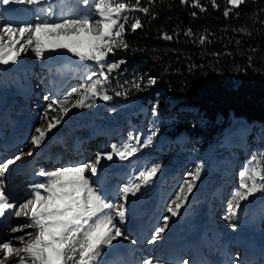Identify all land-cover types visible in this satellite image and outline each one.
I'll use <instances>...</instances> for the list:
<instances>
[{
	"label": "rangeland",
	"instance_id": "1",
	"mask_svg": "<svg viewBox=\"0 0 264 264\" xmlns=\"http://www.w3.org/2000/svg\"><path fill=\"white\" fill-rule=\"evenodd\" d=\"M49 2L52 1L50 0ZM116 2H121V1L113 0L114 4ZM66 3L73 6L75 8L73 11L78 14L68 15V17L65 16L64 18L66 17L77 18L84 15H89L93 19H100L99 15L94 9V0H89L88 3H84V0H66ZM20 4L22 5L24 4L23 11L21 12V15L19 17L20 22L15 23L14 26H21L27 24L34 25L35 23L41 22L43 20H47L50 23H58L61 20V19L59 21L50 20L49 17L46 18L45 15H43V18H41L37 10V5L34 6L23 2L10 3L8 5L0 4V17L8 18L7 13L11 10L13 11L16 10V8H18ZM23 12H24V16L22 15ZM128 12L129 11L124 12L119 17V21L121 23L125 16L127 17V19L133 21V23L136 21L131 14H128ZM50 14L51 13H49V15ZM36 16L39 17V20L37 19ZM115 30L118 29H114V31ZM0 36L3 37L2 41L0 42L4 43L5 46H7L9 39L7 34L0 33ZM71 36L74 37L73 41H69ZM71 36L66 37L61 35L59 37L61 38V40L67 41L69 45H72L73 47L76 48L84 46L86 40L88 41L87 43H89V50L91 49V46L94 43H96V41L92 38V36L84 31H81L79 35H71ZM56 37L57 36L55 35L46 36L44 35V33H41V40L46 49L43 57L37 56L36 53L32 50V48L28 47L25 44L24 47L26 50L20 53L15 63L13 64L11 62L8 64L0 63V97L2 93L9 92L11 96L15 95L16 97H18L17 99L19 100V103L17 102L16 104L10 106L9 108H7L6 106L5 110H7L6 112L7 118H4L6 114L0 105V117H1L0 130L2 128L9 127V125L11 124H16L22 116L25 117L31 116V118L33 119V125L31 126V129H32V135H34L35 128L37 127H42L45 129L47 128V119H51L52 115L56 116L57 119H61L62 122L60 123V125L51 129V131L48 132V134L46 135L44 141L39 145L42 151L40 152V155L37 157L39 158L38 165L41 171L45 173L54 172L61 168H75V167H83L85 165L97 164L96 157L98 155L100 157L106 156L105 154L111 151L112 145H117L118 147H122L124 144L132 143L134 146H138L139 150L133 156L127 158L128 160L127 166L129 167V170L133 172L135 178L138 175L139 171L144 170L146 168H150L151 165L153 164L160 165V169L151 179L152 184L144 185V187H149L150 189L149 197L148 199L145 200H150V197L154 196V191L158 190V187L154 190V186H156L158 179H163L166 181L167 178L172 173H174L175 174V176L173 177L174 179L166 181V184L164 185L165 188H163V191L161 193V198L158 204L159 208L156 211L154 217L157 220V227L153 229V231L149 235H147L146 238L141 239L139 237H134L133 235H128L129 233L125 229L126 226H124L126 225L127 219L129 218V216H126V213H125L124 221H119L117 218V226L120 228L124 236L127 237V239H124L123 237H118L117 240L114 241V242H119L120 244L119 247H121L125 243L128 244L130 250L133 251L132 257L139 264H143V262L147 260H152L153 264H157V261L159 262V264H185V260L179 258L177 260H174L173 262H166L164 260V255H163L164 250L162 249L163 243L166 240L165 231L161 234L160 239H154V236L156 230H158L161 227H164L163 217L165 215L169 217L168 226L165 228V230H169V227L172 224V221L176 215L172 216L170 213H168L166 211V205L169 204L171 199L174 198V193L178 191L179 187L183 184V182L185 180L192 179V175L196 172L197 169H199L200 175L196 179L195 185L191 193H188V198L189 196L192 199H194L195 197L194 200H196L200 204V208H198L199 213H201L203 208L205 207L204 200H208L207 198H209L211 200L210 208H209V210L210 209L211 210L209 213L215 218V220H217V222L220 224V226H222L224 230L234 231L235 229H238L240 231H245V232L252 230L253 232L258 234L259 233L264 234V215L255 218H248V217H244L243 219L238 218L240 209L244 207V205H246L245 202H242L241 208L236 211L235 215L229 218V212H230L229 201L231 200V194L234 192L235 188L241 182V177L239 173L250 167L254 159L259 160L260 154H264L262 152V148L264 149V141H262L261 145L260 142L259 144L258 142L252 144L250 143L252 141L249 136L250 134L254 133V138H258L260 140V138L264 137V128L257 126L256 128H254L253 124L247 121L244 117L231 116L228 123L224 125V129L222 133L217 137H212L211 139L208 140V142H206L203 138L201 140V138L198 137L199 132H202V129L205 127H208L210 125L213 126L214 122H209L207 121L206 118H202V117L198 118V113H195L193 116L194 123L191 124L192 126L191 136L193 137V141L191 142V144L187 147L173 143L169 144V140H166V136H168L172 130L173 132H176L175 131L176 128H173V125H175L176 121H178L179 119H185L186 115L183 114L182 112H176V111L174 112L173 109L171 110L167 109L166 104L170 100L167 98V94L166 92L164 93V91H161L160 94L157 96L158 103L150 108L144 107L141 101L136 97L116 99L114 98L115 96H113L116 92H113L112 96L109 95L111 97L110 100H103L100 97L92 98L90 96V98L85 101L86 104L91 105L90 107H83V108L73 107V105L76 104V101L81 98L79 93H73L68 103L64 105V107L70 109L67 115L59 114L58 106L53 105L54 109H57V111L52 112V115L45 118L44 112L48 108V105L52 103L54 100L62 99L65 95L71 92L73 88L81 89V92H83L85 85L90 84L92 81L96 79H103V77L99 75L101 69L98 63L93 61V63L91 64L92 67L91 69L93 71L92 81L87 82L85 81L86 80L85 78H76L73 79L72 81H69V83L64 87V89L62 88L61 90L58 91L53 90L51 85L47 81V76L45 74L46 73L45 66L48 64L49 60L52 59L50 53L48 52V48L52 47V45L55 44H61L59 43V41H57L59 39H56ZM115 38L116 37H114V39ZM23 43L24 42L21 41V44ZM15 47L19 49L20 44L15 45ZM58 49H63V48H58ZM85 51L86 50H84V52ZM120 62L121 61L118 60L115 53L112 52L108 53L107 57L103 61V63L105 64V69H104L105 72H107L108 64H116L117 67L111 71L112 72L111 74H115V72L120 73V71L118 70ZM26 83H31V86L28 88L26 86ZM23 86H25L24 89H22ZM26 88L30 89L28 96H25L27 91ZM106 89H108L107 82L106 84L103 85L101 89L98 90L106 91ZM96 109L98 110L101 109L100 110L101 113L97 118H100V120H103L101 117L105 118L104 123L105 122L107 123L106 124L108 126L107 130H110L111 128L114 127L111 124L114 121L113 117L119 118V120L117 121L126 122L125 130L122 133V135H120L117 138H113L111 140L112 143L109 148L103 147V143L106 142V139L103 140L102 138H100L101 136L105 137V134L101 132L99 133L93 132L94 134L93 133L92 134L94 137L88 141V145L85 144V151L86 152L88 151L90 153L92 152L94 155L90 160H88L84 164H81L80 161L78 162V160H80L81 157L80 152L79 154H76L77 156H80L77 157L76 162H75V155L74 158L73 156H68V155H73L72 137L76 133H80L79 134L80 136L91 135L90 130L84 131L83 129L84 126H88V124L95 125L94 121L96 120V117L95 118L92 117L94 116V111ZM129 109H132V112L130 116L127 117V112ZM78 111L79 112L82 111L81 113L84 115V118L82 121H79V125L75 127L71 122L74 121V117H76ZM163 113H165V115H163ZM58 130H60L63 133L64 142L59 145H54L53 141L56 139H53V134L54 132H58ZM149 136L152 137L151 144H148L146 147L142 146L143 141H145ZM232 139L235 142L241 144L246 143L247 144L245 147L246 150L244 149V147H241L240 144L235 148L230 147L228 143L231 142ZM246 141H248V143ZM65 144L68 145L67 148L65 147ZM33 148L35 147L32 146L30 141L29 143L26 144L24 143L23 146H21L19 149H16L15 151L12 150V152H9L6 155L0 157V165L3 166V163L8 160L7 158L10 157L11 154L12 155H15L17 153L24 154L25 152ZM60 149H62L64 151L63 153L65 154V157H62L61 163L55 165L54 168H52L49 165H46L45 163L48 161H43L42 158H45L46 155L53 154L54 152ZM248 149L249 150L251 149L250 153ZM44 150L47 151L44 153ZM113 156H117V155L113 154ZM50 157L51 156H49V158ZM222 157H224L227 161L230 160L231 163L233 164H231L230 162H223L221 164V170L219 171L210 170L209 168L211 162L214 161L217 163L219 159H221ZM104 161L105 160L103 159L100 162L104 163ZM261 166L264 167V161H261ZM167 168H170V172L163 176L162 172H164ZM174 170L176 172H173ZM1 172H3L4 173L3 176H5L6 172L4 167H2ZM68 175L78 176L79 174L75 172H66L62 174V176L60 177V182L69 181L66 180V177ZM84 175L88 177L90 181L93 182L94 187H97V184H95V182L92 179L93 175L91 174L90 167L84 173ZM3 176L0 178L3 180L4 183V181L6 180ZM125 176L124 174H122L123 181L122 180L120 181L121 192L123 187L128 186L127 181H124ZM170 178L172 179V176H170ZM154 179L157 180L154 181ZM24 181L26 180L20 179V182H24ZM44 181L45 180H42L36 183H40ZM220 181H221V185L219 186L221 187V189H219V187L217 188V186L215 187V184ZM135 182L139 183V181H135ZM247 182L251 184V180H248ZM141 187H143V184L140 185V189ZM25 188L26 187L19 189V191H17L18 193H16L20 197V199L18 200L20 204L25 203L27 200L33 199L32 194L24 195ZM60 191L61 193L65 191H71V185H67L64 188H61L59 186V182L57 183V185L54 187V193L57 194V198L54 200L55 204H58L60 200V197L58 195L60 194ZM121 192L118 193V195L115 196V198L109 199V201H113L114 203H117L118 208H123L124 210H126V207L131 206L132 200L136 194L133 196L131 193H129L128 200L125 203L124 200L122 199ZM145 195L146 194H144V196ZM200 195L202 196L201 198ZM143 197H141L140 199L143 200ZM106 199L107 198L105 197L104 200L107 201ZM37 208L42 210L44 206L38 205ZM29 214H31V212H29ZM180 221H182V218L180 219ZM22 222L23 224H26L28 226L30 220L29 218H25V217L19 218L13 216L9 220L7 219L6 221H1L0 222L1 238L6 241H9V240H14L16 237H19L21 232L20 233L13 232L11 231V229L19 228L18 226H20L19 224ZM232 223H236L237 226L235 228L231 227ZM35 235L32 238H34ZM149 246L150 247L155 246V248L154 247L148 248ZM216 246H218L217 248L219 251L212 250L213 258L207 260L206 263H199V264H240V262L236 258V255H233L229 259H224L222 257L221 249H219V247L221 248L220 239L217 241ZM109 247L105 248L102 251V255H101L102 262H104L103 260L105 258V255H107L106 253L108 252ZM157 248L161 250L160 253L157 252ZM146 249H148L147 253H145ZM120 261L121 262L118 263L117 261L114 260V262L117 263L114 262L112 263L113 264L126 263L123 259H121ZM69 264H73V262L70 261Z\"/></svg>",
	"mask_w": 264,
	"mask_h": 264
},
{
	"label": "snow or ice",
	"instance_id": "2",
	"mask_svg": "<svg viewBox=\"0 0 264 264\" xmlns=\"http://www.w3.org/2000/svg\"><path fill=\"white\" fill-rule=\"evenodd\" d=\"M27 3L30 5H40L45 0H0V4L8 5L10 3ZM89 0H84L88 3ZM215 4V0H212ZM228 2L236 7L244 2V0H228ZM139 4V0H135ZM94 9L99 15L100 19H93L89 15H84L77 18H64L58 23H50L47 20L41 22L21 26H14V22L7 17H0V33L7 34L8 44L0 42V63L8 64L15 63L18 56L22 51H25L24 45L31 47L37 56L43 57L45 54V46L41 40V33L46 36H71L79 35L81 31L87 32L96 41L91 46L90 51H79L76 47L69 44H55L54 48H64L71 52L74 56L79 57L81 60H91L98 63L101 71L99 73L103 79H96L90 84L84 86L83 92L81 89L73 88L71 92L65 95L60 100H54L48 105L44 112V117L47 118L52 115V112L57 111L53 105L58 106V113L67 115L70 111L69 108L64 107L68 103L73 93H79L81 98L76 101L73 107H90L85 101L90 98L100 97L103 100H110L111 97L106 91H101L104 84L109 79V73L117 67L116 64H108L107 72H105V64L103 61L108 53L113 51L114 47H127L122 39L118 42L114 37L119 38L125 31L124 23L119 21V17L130 8L126 3L116 2L113 0H94ZM49 13L52 8L47 9ZM140 11L147 13L148 8H140ZM228 12H225L227 15ZM39 20V17H37ZM127 20V17H124ZM135 30L140 27V21L137 19L132 25ZM114 29H118L115 30ZM244 30V29H241ZM169 38L170 37H166ZM3 37L0 36V41ZM21 41L24 43L21 44ZM203 43V40H201ZM20 44L17 49L15 45ZM95 75V74H94ZM91 80V77H89ZM154 83L155 81H150ZM47 99V97H46ZM62 122L52 115L51 119H47V128H35V134L31 136L30 143L33 147H38L45 139L48 132ZM154 134V133H153ZM152 137L149 136L143 141L142 146L151 144ZM139 143V142H137ZM139 150L138 146L132 143L124 144L122 147L117 145L111 146V151L106 153L108 160L113 159V154L119 156L121 160L133 156ZM33 153L29 151L28 156ZM23 155V154H21ZM21 159V156H16L15 160ZM101 157H96L99 163ZM261 161H264V154H260V159H254L252 165L246 170L239 173L241 182L231 194L229 201V218L236 214V211L241 208L242 202L249 201V198L254 193L264 192V167L261 166ZM13 159H8L3 163V167L7 170L8 166L13 164ZM91 168L93 176L97 173L96 164L85 165L83 167L75 168H61L54 172H40L41 176H45L44 182L34 183L30 185L31 194L33 199L27 200L25 203L20 204L18 207L15 203L10 202L15 198L10 192H6L5 186L0 181V219L9 216H25L29 217L30 223L28 227L36 229V235L32 238L31 233L26 235L29 237L25 241V236L15 238V241L20 243V247H15L13 240L8 242L0 241V250H3L5 256L15 254L18 258L17 264H103L101 255L102 251L113 246V242L118 237L127 239L117 226V218L119 221L125 220V210L117 208L113 210L109 204L104 200L101 191L93 186L84 173ZM160 169L159 164H153L150 168L139 171L135 181L129 183L128 186L123 187L121 196L124 202L128 200L129 193L133 196L140 190V185H148L151 183L152 177ZM66 172L78 173L76 179L60 182V177ZM4 175L0 172V177ZM199 169L192 175L191 180H185L179 187L178 191L174 193V198L166 205V211L172 216L177 215L179 209L188 199V193H191L196 179L199 177ZM251 180V184L247 181ZM59 182L61 188L71 185V191L62 192L59 197L64 198L63 204L57 205L54 200L57 194L54 193V187ZM43 190V192H42ZM38 205H43L44 208L38 209ZM29 209L31 214L29 215ZM107 210V211H106ZM169 217H163L164 227L155 231L154 239H160L161 234L168 226ZM236 223H232L231 227L235 228ZM21 228H12L11 231L19 232ZM143 264H153L152 260H147ZM157 264L159 262L157 261Z\"/></svg>",
	"mask_w": 264,
	"mask_h": 264
},
{
	"label": "trees",
	"instance_id": "3",
	"mask_svg": "<svg viewBox=\"0 0 264 264\" xmlns=\"http://www.w3.org/2000/svg\"><path fill=\"white\" fill-rule=\"evenodd\" d=\"M120 1L140 27L133 30V21L122 20L125 31L115 39L127 47L113 48L121 62L120 73L108 74L110 95L149 103L165 89L181 104L198 105L202 117L214 122L202 129L206 142L222 133L231 115L263 126L264 0L236 7L228 0Z\"/></svg>",
	"mask_w": 264,
	"mask_h": 264
},
{
	"label": "bare ground",
	"instance_id": "4",
	"mask_svg": "<svg viewBox=\"0 0 264 264\" xmlns=\"http://www.w3.org/2000/svg\"><path fill=\"white\" fill-rule=\"evenodd\" d=\"M62 2L63 1H60V0H52V2H49L48 0H45V2H43V3H46L48 5L47 9L49 7L52 8V12L49 15L50 19L53 20L54 18H56V19L60 20V19L64 18L65 16L70 15V14H65V12H64V9L65 8L69 9L70 6L68 4H63ZM47 9L45 11H42L41 8L38 5V13L41 16V18H43V15H45V13L49 14ZM22 11H23V5L20 4L19 7L16 8V10H14V11L11 10V11H9L7 13L8 19L13 21L14 24L20 22V18L19 17L21 15ZM45 16H47V14ZM56 39H59L57 41H59V43H61L62 45L63 44H68L67 41L61 40L60 37L59 38L56 37ZM73 40H74V37L71 36L69 41H73ZM75 40H77V39H75ZM87 42L88 41L86 40L85 41V45L81 46V47H79L77 49L79 51H83V52H84V50L90 51L89 50V43H87ZM48 52L50 53V56L52 57V59L49 60L48 65L53 64L56 67V70L58 72L60 71V74H58L59 77L60 78H64V80L69 78L68 76H69V74H71V73H67L65 70H63V67L65 65H73L75 63H82L86 67L90 68L91 64L93 63V61H91V60H87V61L81 60L79 57L74 56L71 52H69L67 49H64V48L63 49H58V48L50 47V48H48ZM58 64H59V66H58ZM68 83H69V81L64 84V87ZM26 86L29 88L31 86V83H26ZM16 87H19V86H16ZM24 88H25V86L22 87V89H24ZM26 90L27 91H26V95L25 96H28L29 92H30V89L26 88ZM13 99H14V96H11V94L9 92L2 93V95L0 97V105H1V108L4 110V112H6V110H5L6 106L8 108V106L12 105L11 102H13ZM14 104L15 103L13 102V105ZM100 110L101 109H99V110L96 109L94 111V116L92 118L96 117V120L94 121L95 125H89L88 124V126H84L83 130L84 131L90 130L91 135L94 134L93 132L98 133L99 129H102L103 127L107 128V125H106L107 123L106 122L104 123L105 118L101 117L103 120H100V118H97L99 116V114L101 113ZM81 112L78 111L76 117H74V121L71 122V123H73V125L75 127L78 126L79 125V121H82L83 118H84V115ZM131 112H132V109H129L128 112H127V117L130 116ZM1 113H2V111H1ZM29 117L30 116H26L24 118L26 119V118H29ZM25 119H23L24 121L20 120L17 123V125H16V128L19 129L22 132L26 131V128H27L26 125L25 126L23 125V123L25 122ZM113 120H114L113 122H116V123L119 122V124H118V126H116L114 128H111L110 131L116 130L120 126L125 124V121H122V122L117 121V120H119V118H117V117H113ZM59 125L60 124H58L57 126H59ZM113 132L114 131H112V133ZM17 135H19L18 132H17ZM91 135H88V136L81 135L80 136L78 134V136H76V134H75L72 137V145L74 147L73 148V152L75 154H79V152H80L81 156H85L84 160H78V162L80 161L81 164H84L85 162L90 160L93 157V155H94L92 152L90 153L88 151L87 152L85 151V144L88 145V138ZM63 137H64V135H63V133L60 130H58V132H54L53 139H56V140L53 141L54 142L53 144L54 145H59V144L63 143L64 142ZM91 138H93V136H91ZM29 141H30V138H27L24 142L21 143V145L23 146L24 143L25 144L29 143ZM106 142H107V140H106ZM109 143H110V141H109ZM232 144H234V143H232ZM65 147L67 148L68 145L65 144ZM104 147H105V145H104ZM62 149L57 150L53 154H48L47 153L48 154L47 156L48 157L51 156V158H52V163H51L52 166L55 167V165H58L59 163H61L62 157H63V154H64L63 153L64 151ZM29 151H31L33 153L31 156L27 155V153ZM41 151H42V149L39 146L35 147V148L31 149V150H28L27 152L24 153L23 159L24 160H27L28 158H34L35 159V158H37L40 155ZM46 151L47 150H44V153ZM60 152L62 153L61 159H59V161L55 162V160H54V159H56L55 155L56 154H60ZM77 157H80V156L75 155V162L77 160ZM13 158L10 157L9 159H13ZM80 159H81V157H80ZM103 159L105 161H104V163H101L100 161L103 160ZM101 160L99 161V165H98V163L96 164L97 173H96L95 176H96L97 179L94 178L95 180H93V181L95 182V184H97L96 188L101 191L102 196L104 198L105 197L107 198L106 199L107 201H105V202L107 204H109L113 210H115V209L118 208L117 207L118 206L117 203H114L113 201H109V199L115 198V196H117L118 193L121 192L120 191V187H121L120 181L121 180L123 181V178L121 179V174L122 173L126 174V176L124 178V181H127V185L129 183H132L133 181H135V179H134L135 176L133 175V172H131L129 170V167L127 166L128 165L127 164V162H128L127 159L121 160L119 158V156H113V159L108 160L106 158V156H102ZM221 162H223V157L221 159H219V161L217 163L214 162V161L211 162L209 169L210 170H215V171L221 170V164H222ZM2 167L3 166L0 165V172L2 170ZM173 172H176V171L174 170ZM3 177L5 178V180H7V178L5 176H3ZM77 177L78 176H75V175H68L66 177V180L76 179ZM100 177H102L101 181H99ZM45 179H46V177L44 178V180ZM37 180H39V176L38 175H36V176L32 177L31 179H29V187H30V185H32L33 182H36ZM156 180L154 179V181H156ZM160 183L161 182L158 179V181L156 183V186H154V190L157 187H158V190L154 191V196L150 197V200H145V199H148V197H149V190L150 189H149V187H144V185H143V187H141L140 191H138L136 193V195L134 196L130 209H133L137 205V207L139 209L140 216L143 217V218L146 217L150 213V211L155 208L157 200H159V198L161 197ZM149 184H152V181ZM165 184H166V181H164L162 183V185H163L162 188L164 187ZM218 184H219V182L216 183L215 185H218ZM145 190H147V191H145ZM6 192H9V190L7 188H6ZM60 193H61V191H60ZM142 193H143V195H142ZM11 194H12V196L15 199L14 200H10V202L15 203L17 205V207H18L20 205V203L18 201L20 199V197L17 194L13 193V192ZM144 194H146V195L144 196ZM141 197H143V200L140 199ZM201 197L202 196L200 195V198ZM194 199H195V197H194ZM194 199L190 198V196H189L188 200L182 205V207L179 209V212L174 217V219L172 221V224L169 227V230H165L166 240H165V242L163 244V248H165V244L169 240L174 241V242H178V243L184 241V244L190 245V244H192L194 242V240L197 237H199V238L204 239V242H208V244L210 245V246H208L209 250H216V251L218 250V248H217V246H216V244L214 242V240H215L214 238L219 233V231L221 229V226L217 222V220H215V218L209 213L210 210H211V209L209 210V208H210L209 198H207L208 200H204V206L205 207L203 208L201 213H199V210H198V208H200V204ZM64 202H65L64 198L60 197V200H59L57 205L63 204ZM248 205H253V204L249 203ZM200 211H201V209H200ZM126 216H129V219H130V215H126ZM11 217H13V216H9L7 218L0 219V222L1 221H6L7 219L9 220ZM23 217H25V216L22 215L19 218H23ZM25 218H29V217H25ZM181 218H182V221H180ZM154 221H155V218L151 217L150 218V225H154L155 224ZM202 223H203V225H202ZM19 225L20 226H18V227L23 229V230L19 231L18 233L21 232L20 236L25 235V241L29 240V237L26 235L27 233H31L32 237L36 234V229H34L32 227H28L26 224H23V222L20 223ZM156 227H157V224L155 225L154 229ZM125 229L127 230V232L129 234H131V232L128 230V229H131V227H125ZM230 235H233V236L236 235V237H244V238L250 240V242H253V241L256 240L257 241V244L255 245V249L256 250H259L262 247H264V234H262V233L258 234V233H255L253 231L241 232V231L237 230V231L231 233ZM0 241L8 242V241L2 239L1 235H0ZM13 242H14V246L15 247H20L21 246L18 241H15V239L13 240ZM119 246H120L119 242H113V246L109 247V250L106 253L107 255H105V258L103 260L104 261L103 264H113L112 262H114L113 261L114 257H118V258L123 259L126 262L125 264H139L132 257L133 251L130 250V247L128 246V244L125 243L121 247H119ZM153 247L155 248V246H151V247L149 246L148 248H153ZM147 252H148V249H146L145 253H147ZM157 252L160 253L161 250L157 248ZM168 256H169V254L166 253L165 258L167 259ZM206 260L207 259L202 258L200 261L201 262H205ZM193 261H194V254L191 253L190 255H188V260H186L185 264H196V263L200 262V261H196L194 263ZM17 262H18V258L15 256L14 253L11 254V255L5 256L4 251L0 250V264H17Z\"/></svg>",
	"mask_w": 264,
	"mask_h": 264
},
{
	"label": "water",
	"instance_id": "5",
	"mask_svg": "<svg viewBox=\"0 0 264 264\" xmlns=\"http://www.w3.org/2000/svg\"><path fill=\"white\" fill-rule=\"evenodd\" d=\"M169 172V169L165 170L162 175H165L166 173ZM262 200V195L258 194L257 198H256V203L260 202Z\"/></svg>",
	"mask_w": 264,
	"mask_h": 264
}]
</instances>
